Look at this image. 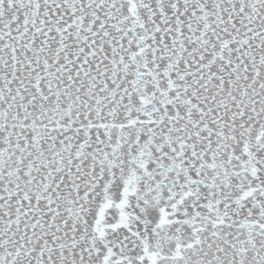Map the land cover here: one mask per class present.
<instances>
[{"label": "snow or ice", "instance_id": "1", "mask_svg": "<svg viewBox=\"0 0 264 264\" xmlns=\"http://www.w3.org/2000/svg\"><path fill=\"white\" fill-rule=\"evenodd\" d=\"M0 264H264V0H0Z\"/></svg>", "mask_w": 264, "mask_h": 264}]
</instances>
